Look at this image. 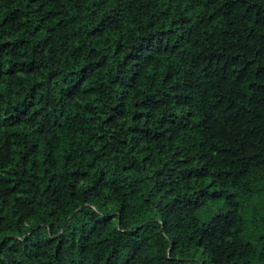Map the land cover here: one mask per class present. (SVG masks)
I'll list each match as a JSON object with an SVG mask.
<instances>
[{"label": "trees", "instance_id": "16d2710c", "mask_svg": "<svg viewBox=\"0 0 264 264\" xmlns=\"http://www.w3.org/2000/svg\"><path fill=\"white\" fill-rule=\"evenodd\" d=\"M0 264H264V0H0Z\"/></svg>", "mask_w": 264, "mask_h": 264}]
</instances>
